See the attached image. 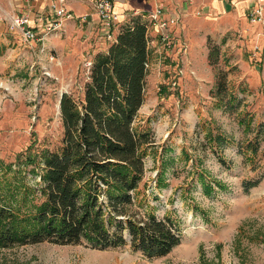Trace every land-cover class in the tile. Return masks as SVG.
<instances>
[{
    "label": "rangeland",
    "instance_id": "rangeland-1",
    "mask_svg": "<svg viewBox=\"0 0 264 264\" xmlns=\"http://www.w3.org/2000/svg\"><path fill=\"white\" fill-rule=\"evenodd\" d=\"M166 9L180 18L166 41L148 29L145 91L132 123L152 140L135 208L168 218L179 243L149 259L130 248L126 232V244L113 249L44 241L0 247V264H264V40L242 27L223 34L201 9ZM68 22L27 41L0 19V181L20 179L19 169L35 197L42 158L62 146L61 94L80 98L95 56L113 42L99 26ZM27 151L36 165H18Z\"/></svg>",
    "mask_w": 264,
    "mask_h": 264
},
{
    "label": "trees",
    "instance_id": "trees-1",
    "mask_svg": "<svg viewBox=\"0 0 264 264\" xmlns=\"http://www.w3.org/2000/svg\"><path fill=\"white\" fill-rule=\"evenodd\" d=\"M147 26L133 15L108 49L95 56L83 95L74 99L61 94L62 146L42 158L39 197L19 169L13 177L20 179L0 181V247L47 241L113 249L126 244V232L130 248L151 259L179 243L168 218L139 214L135 208L144 173L143 146L152 141L132 127L148 71ZM220 88L224 86L218 81ZM36 156L27 151L16 160L36 165ZM203 186L209 192L210 186Z\"/></svg>",
    "mask_w": 264,
    "mask_h": 264
},
{
    "label": "crops",
    "instance_id": "crops-1",
    "mask_svg": "<svg viewBox=\"0 0 264 264\" xmlns=\"http://www.w3.org/2000/svg\"><path fill=\"white\" fill-rule=\"evenodd\" d=\"M53 0H0V19L3 18L12 19L15 16H20L23 14H28L31 17L35 15H43L45 20L50 17V3ZM96 0H66L65 8L74 15V19L70 20L68 23L79 21L86 24L85 28L87 31L96 29L98 25L97 16L94 11V2ZM114 4V10L118 13V18L120 20L117 30L122 26H126L131 22L133 11L138 13H146L147 11L154 10L156 7H161L163 10H167L168 7H180L182 15L192 14L195 10L201 9V11L206 14L207 18H212L215 20H210L209 22L215 23V28L221 33H226L227 31H239V27L245 28V34H252L254 36L256 32V37L260 38L263 42L262 32L264 31V15L261 22H250L248 19L252 0H112ZM185 13V14H183ZM140 15V14H139ZM2 16V17H1ZM81 16H86L85 19H81ZM141 16V15H140ZM142 17V16H141ZM144 18V17H142ZM163 18L171 21L169 25L176 24L180 18V15H165L163 12ZM177 19L174 22V19ZM173 20V21H172ZM187 21L186 24H188ZM124 24V25H123ZM34 26V23H30ZM148 29H154L158 32L156 27L147 23ZM1 28V26H0ZM193 26L191 27V29ZM115 30V29H114ZM113 30V34H114ZM190 30V29H189ZM187 33H190V31ZM198 29H194V32ZM118 31L116 32L114 39L116 38ZM170 35V34H169ZM261 36V37H260ZM160 39V36H158ZM2 40V39H1ZM114 41V40H113ZM151 40H149L150 42ZM3 42V41H2ZM112 43V42H111ZM110 46V44H109ZM108 46V47H109ZM149 46V44H148ZM107 47V49H108ZM106 51V50H105Z\"/></svg>",
    "mask_w": 264,
    "mask_h": 264
},
{
    "label": "built area",
    "instance_id": "built-area-1",
    "mask_svg": "<svg viewBox=\"0 0 264 264\" xmlns=\"http://www.w3.org/2000/svg\"><path fill=\"white\" fill-rule=\"evenodd\" d=\"M66 0H53L50 3L49 19L45 20L43 15H35L34 17L28 14L15 16L10 20L9 29L11 31L20 32L25 40H42L46 35L52 32L59 31L65 22L74 19V15L65 8ZM94 11L97 16L100 33L110 40H114L113 30L118 28L120 22L118 13L114 10L112 0H96L94 2ZM141 15L148 19L149 23L156 27L158 35L162 41L169 39V20L163 18V9L156 7L154 10L146 13H138L133 11L132 15ZM264 15V0H252L251 10L248 16L250 22L256 23L263 20ZM86 16H81L85 19ZM176 18L174 22H176ZM173 21V20H172ZM34 23L31 26L30 23Z\"/></svg>",
    "mask_w": 264,
    "mask_h": 264
}]
</instances>
